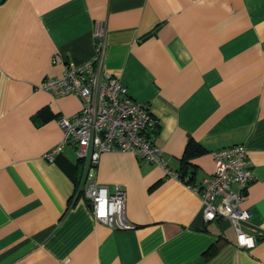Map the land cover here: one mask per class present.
Returning a JSON list of instances; mask_svg holds the SVG:
<instances>
[{
	"label": "crops",
	"instance_id": "crops-1",
	"mask_svg": "<svg viewBox=\"0 0 264 264\" xmlns=\"http://www.w3.org/2000/svg\"><path fill=\"white\" fill-rule=\"evenodd\" d=\"M97 30L101 77L149 106L168 169L189 180L102 154L95 180L123 186L132 230L97 224L76 197L85 167L73 148L43 158L82 104L37 87L91 59ZM189 143L202 152L184 169ZM234 145L253 175L240 204L251 250L228 221L203 220L192 190L211 178V153ZM0 264H264V0H0Z\"/></svg>",
	"mask_w": 264,
	"mask_h": 264
},
{
	"label": "built area",
	"instance_id": "built-area-1",
	"mask_svg": "<svg viewBox=\"0 0 264 264\" xmlns=\"http://www.w3.org/2000/svg\"><path fill=\"white\" fill-rule=\"evenodd\" d=\"M97 43L91 59L68 63L62 77L44 80L37 90L57 98L77 96L81 110L73 118L60 117L58 126L63 136L60 144L43 158L52 162L64 147L73 148L76 161L84 162V175L76 197L89 204L92 219L110 230H132L135 226L126 217V193L115 185L112 193L95 180L99 158L107 152L129 153L164 170L166 176L182 181L168 169V161L155 144L158 122L145 102L132 99L122 82L109 74L101 77L106 42L103 31L94 32ZM214 172L201 187L193 188L202 203L204 221L226 220L230 223L239 249L251 250L253 238L241 229L251 218V212L241 209L245 189L253 180L242 145L226 147L211 153ZM101 210L104 215H100Z\"/></svg>",
	"mask_w": 264,
	"mask_h": 264
},
{
	"label": "trees",
	"instance_id": "trees-1",
	"mask_svg": "<svg viewBox=\"0 0 264 264\" xmlns=\"http://www.w3.org/2000/svg\"><path fill=\"white\" fill-rule=\"evenodd\" d=\"M202 152L201 148L194 144V143H189V145L187 146V148L185 149V152H184V156H183V168L186 169L187 167V160L193 156H195L196 154ZM77 162H81V161H77ZM182 168V169H183ZM178 177L184 181V176H182L181 174H178ZM189 180L185 181L186 183L188 182Z\"/></svg>",
	"mask_w": 264,
	"mask_h": 264
},
{
	"label": "snow or ice",
	"instance_id": "snow-or-ice-1",
	"mask_svg": "<svg viewBox=\"0 0 264 264\" xmlns=\"http://www.w3.org/2000/svg\"><path fill=\"white\" fill-rule=\"evenodd\" d=\"M104 214H105V213H104V211H103V210H101V212H100V215H102V216H103Z\"/></svg>",
	"mask_w": 264,
	"mask_h": 264
}]
</instances>
